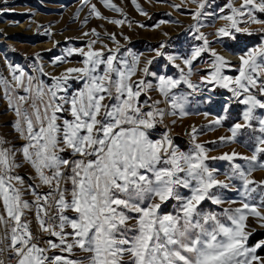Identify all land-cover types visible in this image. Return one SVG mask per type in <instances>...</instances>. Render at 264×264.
Returning a JSON list of instances; mask_svg holds the SVG:
<instances>
[{
  "label": "snow or ice",
  "instance_id": "1",
  "mask_svg": "<svg viewBox=\"0 0 264 264\" xmlns=\"http://www.w3.org/2000/svg\"><path fill=\"white\" fill-rule=\"evenodd\" d=\"M8 2L0 0V15L12 10ZM101 2L123 18L104 16L92 0H81L82 9L132 27L113 0ZM131 2L148 16L137 0ZM212 3L173 5H195L187 32L200 43L184 52H169L162 42L154 56L142 58L121 45L116 33H106L114 48L100 42L93 28L84 33L96 37L86 49L70 47L53 58L54 65H63L78 55L81 66L51 75L50 83L42 78L49 77L42 65L33 75L7 64L10 78L0 75V91L14 120L11 138L0 134V264H264V239L250 242L257 229L249 223L251 218L264 229V178L254 176L264 171V0L217 6L216 18L224 23L211 34L215 40L202 31L205 19L215 15ZM252 25L262 26L260 43L237 54V63L213 46L252 36ZM205 54L211 59L200 69ZM158 59L175 74L153 71ZM229 69L236 74H227ZM73 81L80 86L73 88ZM220 90L228 93L222 111H240L219 143H246L251 155H210L212 149L198 141L204 129L194 125L188 150L174 141L178 120L194 114L196 105L216 103ZM195 114L207 118L210 112ZM225 119L218 116L210 126H223ZM212 161H225L228 168L220 173ZM22 169L31 172L27 181ZM226 192L238 199H226ZM206 201L220 210L205 209Z\"/></svg>",
  "mask_w": 264,
  "mask_h": 264
},
{
  "label": "rangeland",
  "instance_id": "2",
  "mask_svg": "<svg viewBox=\"0 0 264 264\" xmlns=\"http://www.w3.org/2000/svg\"><path fill=\"white\" fill-rule=\"evenodd\" d=\"M113 2L122 8L127 19L132 21L131 28L128 27L127 23L123 27H119L108 23L107 20L98 19L94 15L90 16L87 7L82 9L81 0H9L7 7L12 10L0 15V75L10 78V69L7 67L9 63L18 65L33 75L39 74L35 69L42 65L44 71L49 73V77L42 78L50 83L51 75H58L67 67L81 66L78 62L82 58L78 55L69 57L70 62L63 65H54L53 58L63 54L70 47L86 49L87 43L92 39H96V37L93 35L85 36L84 33H90L93 28L101 33L100 42L114 48L115 43L108 38L106 33H116L121 45L132 49L136 53H142V58L154 56L153 49L158 48L162 42L168 43L167 51L169 52H184L189 50L192 45L200 43L194 41L187 32L189 25L193 23L190 10L195 8L194 4H188L186 8L178 10L173 5L180 4L181 0H137V3L148 12V16H143L136 10L131 0H113ZM238 2L239 0H237ZM92 3H95L100 12L106 17L123 18L121 13L105 7L101 0H92ZM226 3L227 0H213L212 8L209 9V12H212L213 9L216 12L215 15L205 19V27L202 31L209 35L210 40H215V37L211 34L224 23V21L216 18L220 15L217 6L222 7ZM261 18L264 19V16ZM85 20H87L86 24L84 23ZM161 20L169 21V23L156 28L155 25ZM139 24H144L145 27L141 28L138 26ZM251 27L257 30L252 36L241 35L238 36L236 42L225 40V44L217 42L213 46L226 57L229 54L237 56L242 51L260 43L261 33L259 29L262 26L252 25ZM46 29H50L49 35L44 34ZM165 32L168 33L167 36L164 35ZM124 37H128V39L125 40ZM57 41L58 44H56ZM100 42L97 43L96 47L101 46ZM49 49L51 51H48ZM37 54H39V59H37ZM5 57H7V60H5ZM210 59L211 57L205 54L204 59L197 64V67L207 69V62ZM165 63L164 59L154 61L152 70L160 74H175L174 69L163 67ZM227 74L235 75L236 73L234 70L229 69ZM71 83L73 88L80 86L74 81ZM220 93L223 94L214 97L216 103L196 105L193 109L194 114L182 121L178 120L172 129L174 141L182 150H188L191 144L190 140L185 137L191 131L190 126L194 125L198 129H204L198 137V141L205 143L208 148L212 149L210 155L219 156L232 150L251 155L246 143L239 141L229 144L219 143V137L230 135L229 128L239 119L240 111L239 108H234L230 113L223 112V101L227 98L228 93L225 90H220ZM7 109L8 101L3 97V92L0 91V134L9 135L11 138V123L14 120V114ZM197 109L200 112L209 111L210 115L205 118L202 114H195ZM218 116H227L223 126L211 127L210 121ZM158 131L162 132L163 128ZM240 139L246 141L247 137H241ZM211 164L217 167L220 173H224L228 168L225 161H212ZM21 174L25 176L27 181L31 172L29 169H22ZM254 176L257 180L262 179L264 178V171H257ZM219 178L224 179V175L221 174ZM41 191H47V189L42 188ZM26 198L31 199V197ZM225 198L238 199L235 192H226ZM228 206L226 204L222 207ZM231 206L236 207L238 205ZM202 207L207 210H220V206L212 205L207 201ZM165 210L171 211V206L166 205ZM261 210L264 211V209ZM249 223L257 229L254 236L250 238L251 242L260 235L259 232L264 233V229H260L255 225L251 218ZM85 255V253L77 252L79 257Z\"/></svg>",
  "mask_w": 264,
  "mask_h": 264
},
{
  "label": "built area",
  "instance_id": "3",
  "mask_svg": "<svg viewBox=\"0 0 264 264\" xmlns=\"http://www.w3.org/2000/svg\"><path fill=\"white\" fill-rule=\"evenodd\" d=\"M237 58V57H236ZM187 140H190V137H189V135H186V137H185ZM29 219L30 220H32V227H33V229L35 230V231H37V233H38V223H37V220H36V218L34 217V215L33 214H29Z\"/></svg>",
  "mask_w": 264,
  "mask_h": 264
},
{
  "label": "bare ground",
  "instance_id": "4",
  "mask_svg": "<svg viewBox=\"0 0 264 264\" xmlns=\"http://www.w3.org/2000/svg\"><path fill=\"white\" fill-rule=\"evenodd\" d=\"M228 57L227 58H229L230 60H232L234 63H237V56H235V55H231V54H229V55H227ZM231 56V57H230ZM235 56V57H234Z\"/></svg>",
  "mask_w": 264,
  "mask_h": 264
},
{
  "label": "trees",
  "instance_id": "5",
  "mask_svg": "<svg viewBox=\"0 0 264 264\" xmlns=\"http://www.w3.org/2000/svg\"><path fill=\"white\" fill-rule=\"evenodd\" d=\"M216 96H218V97H219V95H216ZM258 234H260V235H258V236L256 237V239H255V240H259V239H262V238H264V233H262V232H259Z\"/></svg>",
  "mask_w": 264,
  "mask_h": 264
},
{
  "label": "crops",
  "instance_id": "6",
  "mask_svg": "<svg viewBox=\"0 0 264 264\" xmlns=\"http://www.w3.org/2000/svg\"><path fill=\"white\" fill-rule=\"evenodd\" d=\"M223 93H225V92H223ZM223 93H220V94L222 95ZM220 94H219V95H220ZM215 97H218V96H215Z\"/></svg>",
  "mask_w": 264,
  "mask_h": 264
}]
</instances>
